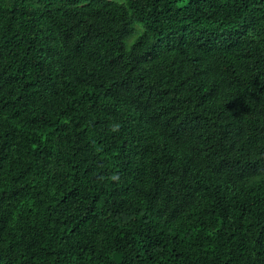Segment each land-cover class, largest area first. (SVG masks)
<instances>
[{"label": "trees", "instance_id": "1", "mask_svg": "<svg viewBox=\"0 0 264 264\" xmlns=\"http://www.w3.org/2000/svg\"><path fill=\"white\" fill-rule=\"evenodd\" d=\"M116 251L264 264V0H0V264Z\"/></svg>", "mask_w": 264, "mask_h": 264}, {"label": "rangeland", "instance_id": "2", "mask_svg": "<svg viewBox=\"0 0 264 264\" xmlns=\"http://www.w3.org/2000/svg\"><path fill=\"white\" fill-rule=\"evenodd\" d=\"M118 2H123V0H115ZM139 28H141L140 25L136 24L135 25V31L126 39L125 44L127 46V48H129L131 46V44L137 39V37L139 36L140 32H139Z\"/></svg>", "mask_w": 264, "mask_h": 264}, {"label": "water", "instance_id": "3", "mask_svg": "<svg viewBox=\"0 0 264 264\" xmlns=\"http://www.w3.org/2000/svg\"><path fill=\"white\" fill-rule=\"evenodd\" d=\"M114 259L119 263L122 264L123 262V256L120 252L116 251L114 252Z\"/></svg>", "mask_w": 264, "mask_h": 264}, {"label": "bare ground", "instance_id": "4", "mask_svg": "<svg viewBox=\"0 0 264 264\" xmlns=\"http://www.w3.org/2000/svg\"><path fill=\"white\" fill-rule=\"evenodd\" d=\"M187 94H188V92H187Z\"/></svg>", "mask_w": 264, "mask_h": 264}]
</instances>
